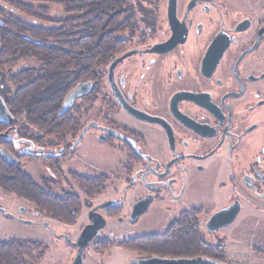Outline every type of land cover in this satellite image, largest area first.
I'll use <instances>...</instances> for the list:
<instances>
[{"label":"flooded vegetation","instance_id":"af4514ba","mask_svg":"<svg viewBox=\"0 0 264 264\" xmlns=\"http://www.w3.org/2000/svg\"><path fill=\"white\" fill-rule=\"evenodd\" d=\"M27 1L36 8L34 15H21L3 0L0 8L27 25L66 26V37H46L47 41L85 42L90 40L89 29L96 26L97 37L115 45L104 54L92 78L76 76L71 66L66 68L53 82V89L56 83L62 88L57 114H66L47 116L41 123L7 108L9 76L39 67L40 62L27 57L4 67L0 97L12 122L0 120V149L16 162L0 159L27 174L22 159L42 161L44 172L38 180L29 174L34 184L66 203L70 199L66 194L73 193L80 205L74 222L68 223L0 187L13 195L6 199L0 194L3 215L21 223L37 221L46 228L50 225L43 222L46 218L79 225L75 238L74 227L68 234L53 232L54 239L66 241L76 255L77 247L67 237L76 241L86 226L95 224L100 226L98 233L85 249L94 246L100 252V241L111 248L105 235L117 234L118 225H136L154 198L179 200L190 181H203L207 173L214 172V184L220 189L213 207L209 212L188 207L172 220L185 210L200 209L199 230L204 226L220 234L234 224L242 203L264 211V0ZM29 60L38 66L27 65ZM81 84L83 92L60 113L65 97ZM80 145L84 171L73 162L79 159ZM100 147L111 161L90 159L93 152H102ZM103 175L107 176L104 186L99 180L100 189L91 197L74 178ZM138 184L140 195L128 207L123 195ZM144 199L149 200L145 210L132 218L134 204ZM236 203L241 208L232 223L215 229L206 226L214 212ZM25 213L33 218L21 215ZM203 214L207 215L200 221ZM38 215L41 220H35ZM82 215L83 221L77 222ZM109 219L114 221L107 225ZM9 238L43 242L21 237L0 241Z\"/></svg>","mask_w":264,"mask_h":264},{"label":"trees","instance_id":"16d2710c","mask_svg":"<svg viewBox=\"0 0 264 264\" xmlns=\"http://www.w3.org/2000/svg\"><path fill=\"white\" fill-rule=\"evenodd\" d=\"M22 15H34L36 8L27 0H3ZM66 3V0H60ZM66 26L46 28L27 25L18 15L6 13L0 8V75H4L5 66L15 64L21 58L34 57L39 67L20 70L8 78L11 90L8 91L7 108L12 114L23 113L34 123H41L45 117L57 114L62 88L53 82L71 66L76 76L92 78L96 68L105 60L104 54L115 44L98 34V28L92 26L85 42L52 40L46 37H66ZM96 39V40H95ZM73 53V54H72ZM57 89V90H56ZM79 187L88 196H94L100 189L97 182L104 186L107 176H74ZM0 187L16 195L32 200L37 208L46 215L64 222H74L80 200L73 193L66 194L69 203L48 190L39 189L31 176L18 166L7 164L0 159ZM200 209L183 211L172 220L161 233L139 235L122 239L118 246L145 256L194 257L205 256L225 262V245L221 238L218 243L207 242L199 230ZM101 250L109 245L100 241ZM264 256V248H255ZM47 251L40 241L9 238L0 241V264H37ZM264 264V263H263Z\"/></svg>","mask_w":264,"mask_h":264},{"label":"rangeland","instance_id":"374dc122","mask_svg":"<svg viewBox=\"0 0 264 264\" xmlns=\"http://www.w3.org/2000/svg\"><path fill=\"white\" fill-rule=\"evenodd\" d=\"M21 64V63H20ZM27 65L38 66L35 60H29ZM78 149V160H73L78 170L84 171V161L82 158V152L84 147L80 145ZM100 146V145H99ZM99 148V147H98ZM102 149V147H100ZM93 152L89 155L91 160L107 162L111 161L110 156L105 150L96 154ZM116 159V157H115ZM44 163L39 160H30L25 158L21 160L22 168L28 172L35 180H38L41 173L44 172ZM189 188L185 190L184 195L179 200L174 201L171 197L167 196L165 199L154 198L150 203L147 210L142 213L136 225H118L116 233L114 235H105L110 243L113 244L111 248L103 249L100 252L94 250V246L88 247L84 250V262L83 264H129L128 259L130 257H139L140 255L120 248L116 244L123 238H131L140 234L146 233H160L162 232L167 224L175 218L178 213L188 207L198 206L202 207L204 212H209L216 202V197L220 193V189L217 184H214V172L213 174L207 173L203 181L192 180L188 183ZM142 188L141 184H138L134 189L128 190L124 195L123 199L126 205L129 207L134 201V198L140 195L139 190ZM0 194L5 196L6 199L11 194H5L0 191ZM2 196L0 201H3ZM213 203V204H212ZM222 201H218L217 205H221ZM262 207H264V200H262ZM8 205V204H7ZM29 215L30 213L21 214ZM207 215V214H206ZM201 216L202 221L205 216ZM41 216L35 220H41ZM31 218H33L31 216ZM84 216H79L77 222H82ZM49 228L44 227L42 223H21L17 220L10 219L0 212V240L8 237H21L29 239L41 240L48 246V251L39 261L38 264H71L72 259L75 255V250L66 241H57L54 239L53 232L55 233H66L74 227L73 238L77 233V224H65L58 220L48 219ZM114 220H108L107 225L112 223ZM76 229V230H75ZM202 237L210 242L216 243L221 238L225 242V256L230 264H263L264 256L257 253L255 248H264V211L252 208L248 203H242V209L235 220L234 224L230 227H225L220 230V234H214L209 232L204 226L200 227Z\"/></svg>","mask_w":264,"mask_h":264},{"label":"water","instance_id":"95a60500","mask_svg":"<svg viewBox=\"0 0 264 264\" xmlns=\"http://www.w3.org/2000/svg\"><path fill=\"white\" fill-rule=\"evenodd\" d=\"M83 87L84 84L77 86L65 97L61 106L60 113L64 112L70 107L74 97L83 92L82 91ZM0 120L9 123L12 122V117L6 110L1 97H0ZM0 157L8 162H16L13 155H11L9 152L3 149H0ZM148 201H149L148 199H144L134 204L133 206L134 213L132 214L133 215L132 218H135L136 215H138L139 213L145 210L146 206L148 205ZM240 208H241V204L236 203L229 207L226 208L224 207L217 210L211 215V217L206 223V226L210 229H215L232 223L236 219L240 211ZM98 227L100 226H96L95 224L86 226L82 230L76 241H71V239L67 237V241H69L72 245L77 247L76 255L74 256L71 264L83 263V251L85 247L90 243L91 238L98 233L96 231ZM129 261L132 264H230L228 262L218 261L205 256L161 257L154 255V256H145V257H133L130 258Z\"/></svg>","mask_w":264,"mask_h":264}]
</instances>
